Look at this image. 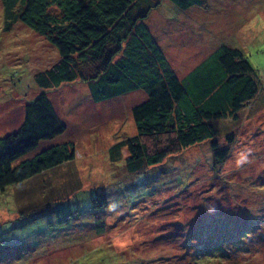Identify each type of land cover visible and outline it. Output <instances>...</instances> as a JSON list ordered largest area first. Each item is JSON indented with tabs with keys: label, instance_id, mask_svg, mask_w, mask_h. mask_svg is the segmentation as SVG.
I'll list each match as a JSON object with an SVG mask.
<instances>
[{
	"label": "rangeland",
	"instance_id": "1",
	"mask_svg": "<svg viewBox=\"0 0 264 264\" xmlns=\"http://www.w3.org/2000/svg\"><path fill=\"white\" fill-rule=\"evenodd\" d=\"M23 3L0 0V138L20 127L24 106L43 92L34 77L60 59L15 18ZM146 25L181 81L223 46L248 59L261 82L259 95L238 122L215 123L223 138L234 135L231 156L220 168L203 144L134 172L127 148L115 146L137 134L132 109L147 100L145 91L95 103L91 82L48 90L67 126L54 143L73 142L75 159L0 192V264H109L114 256L120 264L215 256L228 259L220 264H256L259 255L257 264H264V0H207L186 10L163 0ZM241 153L248 159L237 166ZM101 193L109 205L97 211L92 201ZM235 231L245 232L236 238L240 251L223 257L234 242L224 232ZM187 250L192 253L184 257Z\"/></svg>",
	"mask_w": 264,
	"mask_h": 264
},
{
	"label": "trees",
	"instance_id": "2",
	"mask_svg": "<svg viewBox=\"0 0 264 264\" xmlns=\"http://www.w3.org/2000/svg\"><path fill=\"white\" fill-rule=\"evenodd\" d=\"M162 1L24 0L15 18L55 48L60 59L34 77L43 92L24 106L20 127L0 138V192L75 159L73 142L54 143L67 132V126L47 91L77 81L92 83L95 103L138 90L147 94V100L132 109L137 134L115 146L119 150L127 148L126 162L134 172L138 165L156 166L203 144L209 145L216 165L223 166L231 156L234 135L223 138L215 123L238 122L241 112L259 95L261 82L243 52L230 46L221 47L212 55V61L206 59L181 81L146 25ZM171 2L184 10L207 4V0ZM87 65L94 67L88 76L83 72ZM221 139L227 144L222 145ZM43 142H50L47 149L14 165L37 151ZM92 203L93 209L103 211L109 200L101 193ZM242 233L245 232H224L234 242L223 250V257L238 253L233 249L240 251L236 238ZM203 248L196 250L198 259ZM207 248L212 250V246ZM190 253L187 250L184 257ZM258 257L253 259L256 264ZM221 260L228 261L221 256L202 261L184 259L187 264ZM235 261L231 264L239 260ZM109 264H120L119 257L114 256Z\"/></svg>",
	"mask_w": 264,
	"mask_h": 264
},
{
	"label": "clouds",
	"instance_id": "3",
	"mask_svg": "<svg viewBox=\"0 0 264 264\" xmlns=\"http://www.w3.org/2000/svg\"><path fill=\"white\" fill-rule=\"evenodd\" d=\"M247 159H248L247 156L245 154L241 153L239 155V158L236 160L237 166H241L244 163H246Z\"/></svg>",
	"mask_w": 264,
	"mask_h": 264
}]
</instances>
